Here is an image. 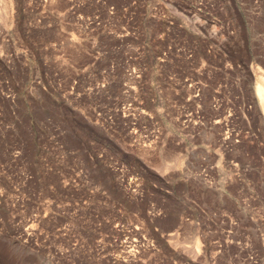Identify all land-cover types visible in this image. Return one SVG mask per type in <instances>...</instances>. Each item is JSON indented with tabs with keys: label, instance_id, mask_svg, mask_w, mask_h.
<instances>
[{
	"label": "rangeland",
	"instance_id": "obj_1",
	"mask_svg": "<svg viewBox=\"0 0 264 264\" xmlns=\"http://www.w3.org/2000/svg\"><path fill=\"white\" fill-rule=\"evenodd\" d=\"M264 0H0V264H264Z\"/></svg>",
	"mask_w": 264,
	"mask_h": 264
},
{
	"label": "bare ground",
	"instance_id": "obj_2",
	"mask_svg": "<svg viewBox=\"0 0 264 264\" xmlns=\"http://www.w3.org/2000/svg\"><path fill=\"white\" fill-rule=\"evenodd\" d=\"M257 95L260 97L264 104V78L257 84Z\"/></svg>",
	"mask_w": 264,
	"mask_h": 264
}]
</instances>
